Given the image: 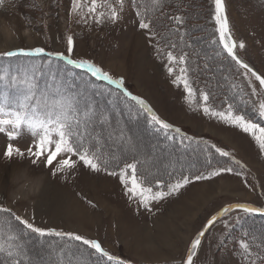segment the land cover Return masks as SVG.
I'll return each mask as SVG.
<instances>
[{
	"label": "rangeland",
	"instance_id": "obj_1",
	"mask_svg": "<svg viewBox=\"0 0 264 264\" xmlns=\"http://www.w3.org/2000/svg\"><path fill=\"white\" fill-rule=\"evenodd\" d=\"M206 1L214 15L213 0H201L202 4ZM224 5L233 38L245 44L238 55L264 75V0H224ZM71 7L72 0H4L0 6V53L36 47L66 52V38L71 35L73 59H88L116 78L122 77L162 120L192 135L210 138L231 152L245 166L241 170L232 165L243 175L224 174L194 182L178 195L153 203L149 212L126 195L118 177L78 166L65 179L51 176L42 162L34 165L28 158L5 159L9 141L0 134V204L25 218L34 216L40 227L96 239L111 254L128 259L126 264H183L191 241L223 207L246 203L264 208V154L250 135L205 116L196 104L188 105L183 85L173 83L177 72L168 74L166 58L158 59L155 42L139 29L132 10L124 6L117 22L97 25L91 17L85 23L70 15ZM6 61L0 58V63ZM7 91L15 94L14 89ZM9 100L0 94V104ZM30 141L29 135H22L13 143L26 150ZM203 152L195 159L203 158ZM236 217H241L239 223ZM224 219L231 227H224ZM246 224L245 215L236 213L217 221L202 238L194 264H248L239 248L241 239L252 243L240 232V225L246 230ZM56 244L59 242H48L34 256L46 258L49 245L59 249ZM250 250L257 264L262 249L258 251L252 243Z\"/></svg>",
	"mask_w": 264,
	"mask_h": 264
},
{
	"label": "snow or ice",
	"instance_id": "obj_2",
	"mask_svg": "<svg viewBox=\"0 0 264 264\" xmlns=\"http://www.w3.org/2000/svg\"><path fill=\"white\" fill-rule=\"evenodd\" d=\"M131 3L136 8L139 29L146 33L150 42H155L154 47L158 57H166L169 65L168 74L173 75L178 69L173 83L183 85L188 105L196 104L205 116L250 135L259 151L264 154V126L241 114L232 103H227L226 108L218 110L210 103L209 92L203 89L197 91L192 87L188 76L189 53L183 50L185 47L191 48L192 45L185 40V34L179 27L183 25L184 18L173 15L171 20L176 27H170L161 33L155 23V14L162 10L165 0H131ZM213 3V20L218 33V44L222 49L218 55L233 62L237 72L250 89V93H247L248 100L245 102L251 104L260 120H264V75L258 74L240 59L238 51L244 49L245 44L237 42L231 34L224 0H213ZM3 4L4 0H0V6ZM124 6L125 0H72L70 15L79 16L85 23L87 17H91L97 25L105 22L115 23L120 18L119 13L123 11ZM177 34H179V44L173 39ZM66 45V52H48L41 47L31 50L21 48L0 53V58L46 56L49 58V63L52 60L64 61L66 65L89 74L91 78L106 82L117 90V95L134 102L139 109L146 112L149 117L148 123L156 131L162 132L168 140H178L181 146L185 141L203 144L207 153L205 170L193 175L185 174L181 169L174 175L175 169H173L172 172L167 173L170 177L167 182L149 179L144 168L149 160L141 151V146L128 134L120 121L113 122L107 112L97 109L86 92L55 75L44 86H40L37 77L39 69L35 64L14 73L7 71L0 73V84L6 90H15L8 106L0 104V134H4L9 141L3 153L5 159L28 158L34 165L42 162L50 169L51 176H62L65 179H68L78 166L87 168L93 173L105 172L109 176L118 177L126 195L149 212L152 211L150 205L178 195L182 189L194 182L212 180L224 174L243 175L242 171H237L232 165L238 166L241 170L245 166L236 160L231 152L216 145H208L204 140L193 141V138L183 134L180 128L162 120L144 99L128 91L122 77L114 78L88 59H73L74 40L71 35L67 36ZM178 47L179 53L175 51ZM240 90L243 91V87ZM105 134L109 140L119 146L125 157L131 156V162L125 158L122 160L123 167L119 164L115 167L111 165L108 153L103 151ZM22 135L31 137L26 150L13 143ZM209 147L224 159L214 162L212 153L208 151ZM113 158L119 159V157ZM82 199L86 198L82 197ZM86 202L91 207H95L91 201L86 200ZM234 211L264 216V208L261 207H251L246 204L223 207L207 221L191 241L183 264H194V258L205 233L217 221ZM235 220L239 223L241 217H236ZM223 223L226 229L231 227L227 219H224ZM30 236L39 238L42 243L45 238L56 237L60 247L57 249L49 245L51 250L46 258L33 256L27 246L26 238ZM246 236L248 233H245ZM239 248L241 256L248 261V264H256L250 250V242L241 239ZM0 257L4 258L0 264H126L123 259L105 250L101 242L96 239L86 238L71 231L40 227L35 223L34 216L31 219L25 218L2 204H0Z\"/></svg>",
	"mask_w": 264,
	"mask_h": 264
},
{
	"label": "trees",
	"instance_id": "obj_3",
	"mask_svg": "<svg viewBox=\"0 0 264 264\" xmlns=\"http://www.w3.org/2000/svg\"><path fill=\"white\" fill-rule=\"evenodd\" d=\"M204 3L202 4L201 0H165L162 10L157 11L155 14V23L159 26L158 30L163 33L170 27H176L171 17L173 15L182 16L184 23L179 26L180 31L185 34V40L192 45L191 48L185 47L183 49L189 53L188 76L192 87L197 91L203 89L209 92L210 103L213 107L224 109L227 107V103H232L241 114L246 115L249 119L263 126L264 123L259 119L251 104L245 102L248 100L247 93H249V88L245 85L233 62L230 59H223L221 55H218L222 49L218 44V33L215 30L216 25H213L215 23L213 13L209 9L207 1ZM125 8L132 10L138 21L136 8L133 7L131 0H125ZM178 36L179 34L174 36L173 39L179 44ZM175 51L179 53L180 48L178 47ZM164 58L158 57L160 61ZM6 60V62L0 63V73L5 71L14 73L17 70L26 69L35 64L39 69L37 77L40 86H44L55 75L66 83H70L77 89L86 92L97 109H103L107 112L113 122L119 120L128 134L141 146V151L149 160V163L144 166L145 174L149 175V179L167 182L170 179L167 173L172 172L173 169H175L174 175L181 169L185 174L191 173L193 175L205 170V157L207 153L204 151L205 156L203 158L195 159V156L202 154V150L205 147L203 144L185 141L184 145L181 146L178 140H168L162 132L156 131L148 123L149 117L146 112L139 109L134 102L128 101L122 95H117V90L106 82L97 81L85 73L72 70L62 61L52 60L49 63V58L46 56H17L6 58ZM19 60L22 61L18 62ZM176 72L178 74V69ZM74 73L76 76H74ZM69 75H73L74 77L70 78ZM113 77L116 78V75ZM129 86L130 84H125L128 91L141 98L140 95L134 94ZM241 87H243V91L240 90ZM1 93L5 94L8 99L12 97L2 84H0ZM4 105L8 106V104ZM180 129L183 134L193 138V141L204 140L208 142V145H216L218 147V144L210 140V138L198 137L187 133L182 128ZM103 151L108 153L113 167L117 164L123 167L122 160L125 158L131 162V156L125 157L121 153L119 146L109 140L106 134ZM208 151L212 153L214 162L224 159L219 157L214 149L209 147ZM113 157H119V159ZM116 170L118 171L119 169L117 168ZM236 214L245 215L248 227L244 230V225H240V232L248 233V238L250 241L252 240L251 242L257 247L258 251L262 249L260 251L262 254L258 257L257 264H264L262 260V257H264V226L263 229L259 227L264 223V217L256 214L247 215L243 212H236ZM18 227L22 226L18 225ZM26 239L28 240V249L33 256L40 252L41 246L46 245L48 242H59L56 237L45 238L43 243L35 236H30ZM56 245H60V242ZM119 258L128 261V259ZM3 259V257H0V261ZM129 264H133V262L130 261Z\"/></svg>",
	"mask_w": 264,
	"mask_h": 264
},
{
	"label": "water",
	"instance_id": "obj_4",
	"mask_svg": "<svg viewBox=\"0 0 264 264\" xmlns=\"http://www.w3.org/2000/svg\"><path fill=\"white\" fill-rule=\"evenodd\" d=\"M241 59V58H240ZM245 62V61H244ZM246 63V62H245ZM248 64V63H247ZM249 65V64H248ZM250 66V65H249ZM251 67V66H250ZM253 68V67H252ZM254 69V68H253ZM255 70V69H254ZM256 71V70H255ZM257 72V71H256ZM258 73V72H257ZM259 74V73H258ZM235 204H242V203H235ZM235 204H231V205H235ZM246 205H248V206H251V207H256V206H253V205H249V204H246ZM228 206V205H227ZM226 207V206H225ZM234 212H236V211H234ZM234 212H232V213H234ZM232 213H229V214H232ZM228 214V215H229ZM206 234V233H205ZM186 259V258H185Z\"/></svg>",
	"mask_w": 264,
	"mask_h": 264
},
{
	"label": "crops",
	"instance_id": "obj_5",
	"mask_svg": "<svg viewBox=\"0 0 264 264\" xmlns=\"http://www.w3.org/2000/svg\"><path fill=\"white\" fill-rule=\"evenodd\" d=\"M176 127H180V126L176 125ZM109 253H111V252H109ZM113 255H115V254H113ZM115 256H119V255H115Z\"/></svg>",
	"mask_w": 264,
	"mask_h": 264
}]
</instances>
